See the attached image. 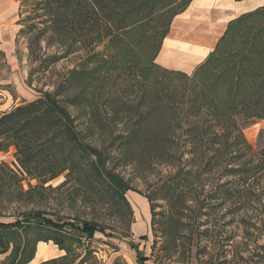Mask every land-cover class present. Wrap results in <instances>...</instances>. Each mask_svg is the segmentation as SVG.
<instances>
[{
  "label": "trees",
  "instance_id": "obj_1",
  "mask_svg": "<svg viewBox=\"0 0 264 264\" xmlns=\"http://www.w3.org/2000/svg\"><path fill=\"white\" fill-rule=\"evenodd\" d=\"M191 1L35 0L17 33L27 36L30 62L49 68L85 54L52 91L0 113V152L14 157L13 167L0 161V218L8 217L4 207L53 190L44 185L64 174L58 187L73 183L101 200L126 233L133 211L125 194L146 199L149 255L124 242L136 264H264V145L261 135L255 147L243 136L264 120V26L244 31L264 8L229 22L187 74L155 59ZM42 43L61 52L47 56ZM136 47L144 59H134ZM127 166L145 181V194L116 171ZM44 215L0 222V254L9 252L2 264L29 263L38 242L64 252L39 264H97L93 251L78 255L76 245L95 233L112 238L105 228Z\"/></svg>",
  "mask_w": 264,
  "mask_h": 264
},
{
  "label": "rangeland",
  "instance_id": "obj_2",
  "mask_svg": "<svg viewBox=\"0 0 264 264\" xmlns=\"http://www.w3.org/2000/svg\"><path fill=\"white\" fill-rule=\"evenodd\" d=\"M34 4L35 0H0V113L8 111L21 103L35 100L39 96V91H52L53 84L84 58L85 53L78 52L60 60L49 68H45L44 65L40 66L39 61L30 62L27 51V36L20 35L17 38V33L22 23L23 26L27 24L21 20L32 18V6ZM263 26L264 14H261L247 21L244 31L252 33ZM42 47V53L47 56L61 52L56 47L47 48L44 43H42ZM96 50L102 52L103 46L98 47ZM136 51L137 54L134 59H144L145 56L141 53L140 47H136ZM102 53L104 54V52ZM105 55L103 56L105 57ZM155 64L160 66L156 59ZM129 67L130 70H133L132 66ZM259 135L262 136L260 144L264 145V120L256 122L243 130L244 138L254 147L259 144ZM12 152V149L8 152H0V161L10 167H13L14 164ZM116 171L124 179L130 180L137 192L146 193L145 181L137 179V174L132 167H119ZM63 181L64 174L44 185V187L51 186V188H54L53 190L35 191L26 197L25 202H20L14 207L7 206V210L4 207L8 217L0 218V222H12L15 216H20L26 212L44 213L46 218L52 220L93 221L105 228L104 234H108L112 238H108L101 233H95L92 240L85 242L83 239L84 245H76L78 246L75 250L76 254L82 255L84 247H88L89 250L93 251V258L97 264H112L117 260L120 264H136L134 251L124 243L130 239L134 244H138L139 250L145 256L149 255L153 240L149 229L150 220L147 224L138 226V229L132 226L135 220L134 214L142 213L138 200L144 198L140 194L132 191L125 194V198L133 211V223L126 233L115 220L113 210L104 205L101 200L92 198L89 193H81L73 183L58 187ZM147 181L148 184H152L155 179L148 176ZM31 185L34 186L36 183L31 182ZM23 188L27 190L28 186L25 185ZM144 200L146 201V199ZM140 234L147 236V241L138 240ZM135 235L137 236L134 237ZM146 264L152 263L147 262ZM192 264H195L194 260Z\"/></svg>",
  "mask_w": 264,
  "mask_h": 264
},
{
  "label": "crops",
  "instance_id": "obj_3",
  "mask_svg": "<svg viewBox=\"0 0 264 264\" xmlns=\"http://www.w3.org/2000/svg\"><path fill=\"white\" fill-rule=\"evenodd\" d=\"M260 8H264V0H192L185 11L172 20L156 62L165 69L190 74L213 50L229 22ZM138 201L142 213L134 214L132 226L135 229L150 220L148 203L144 199ZM63 254L52 242H38L27 264H39ZM8 255L9 252L0 254V264Z\"/></svg>",
  "mask_w": 264,
  "mask_h": 264
},
{
  "label": "built area",
  "instance_id": "obj_4",
  "mask_svg": "<svg viewBox=\"0 0 264 264\" xmlns=\"http://www.w3.org/2000/svg\"><path fill=\"white\" fill-rule=\"evenodd\" d=\"M11 150V149H10ZM13 151V150H12ZM12 155H13V152H12ZM13 159H14V157H13Z\"/></svg>",
  "mask_w": 264,
  "mask_h": 264
}]
</instances>
